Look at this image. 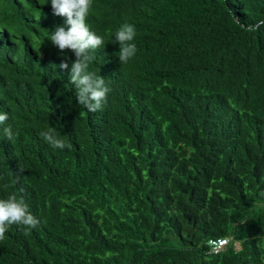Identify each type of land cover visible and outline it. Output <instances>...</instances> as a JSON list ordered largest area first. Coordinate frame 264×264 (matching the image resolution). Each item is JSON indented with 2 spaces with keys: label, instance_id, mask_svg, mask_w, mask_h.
Returning <instances> with one entry per match:
<instances>
[{
  "label": "trees",
  "instance_id": "16d2710c",
  "mask_svg": "<svg viewBox=\"0 0 264 264\" xmlns=\"http://www.w3.org/2000/svg\"><path fill=\"white\" fill-rule=\"evenodd\" d=\"M86 24L110 88L95 112L58 68L75 56L50 0H0V199L39 220L7 228L0 264H264V0H92Z\"/></svg>",
  "mask_w": 264,
  "mask_h": 264
},
{
  "label": "clouds",
  "instance_id": "9594fccd",
  "mask_svg": "<svg viewBox=\"0 0 264 264\" xmlns=\"http://www.w3.org/2000/svg\"><path fill=\"white\" fill-rule=\"evenodd\" d=\"M50 4L52 15L64 18V23L68 27L55 26L49 40L61 53L69 50L75 56L70 66L65 58L61 60L58 68L62 71L69 70L70 82L75 87L77 102L90 112L100 110L106 103L110 88L105 84L103 76L88 70L90 63L95 59L92 53L105 46L103 37L91 31L86 24L92 0H50ZM135 35V26L129 23L122 24L115 32L112 42L119 44L117 57L120 64H125L134 57L137 51L135 43H132ZM7 119V113H0V125H4ZM3 131L8 139H12L11 126L5 127ZM40 136L54 149L63 150L72 147L70 143L57 138L52 129L42 131ZM14 224L32 229L38 226L39 220L29 211L22 197L18 198L12 194L7 199H0V241L5 238L7 228ZM228 239L230 242V238ZM237 248H240V245Z\"/></svg>",
  "mask_w": 264,
  "mask_h": 264
},
{
  "label": "built area",
  "instance_id": "2783aa9c",
  "mask_svg": "<svg viewBox=\"0 0 264 264\" xmlns=\"http://www.w3.org/2000/svg\"><path fill=\"white\" fill-rule=\"evenodd\" d=\"M228 243H229V239L226 237H222V238H218V239H211L209 241L211 249L214 252H219L224 247H226Z\"/></svg>",
  "mask_w": 264,
  "mask_h": 264
},
{
  "label": "rangeland",
  "instance_id": "374dc122",
  "mask_svg": "<svg viewBox=\"0 0 264 264\" xmlns=\"http://www.w3.org/2000/svg\"><path fill=\"white\" fill-rule=\"evenodd\" d=\"M236 245L239 247V243H236Z\"/></svg>",
  "mask_w": 264,
  "mask_h": 264
}]
</instances>
